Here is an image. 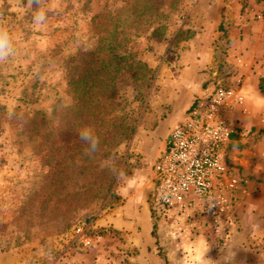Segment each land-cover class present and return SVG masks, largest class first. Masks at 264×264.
Instances as JSON below:
<instances>
[{
    "label": "rangeland",
    "instance_id": "1",
    "mask_svg": "<svg viewBox=\"0 0 264 264\" xmlns=\"http://www.w3.org/2000/svg\"><path fill=\"white\" fill-rule=\"evenodd\" d=\"M26 6L0 0L16 47L0 64V264H264V0H45L44 26ZM112 55L117 72L81 76ZM216 85L240 127L227 208L155 209L156 159Z\"/></svg>",
    "mask_w": 264,
    "mask_h": 264
},
{
    "label": "built area",
    "instance_id": "2",
    "mask_svg": "<svg viewBox=\"0 0 264 264\" xmlns=\"http://www.w3.org/2000/svg\"><path fill=\"white\" fill-rule=\"evenodd\" d=\"M230 91L207 87L173 129L153 169L155 209L215 216L225 212L235 180L229 178L225 153L239 126L231 116ZM86 247L91 241L77 228Z\"/></svg>",
    "mask_w": 264,
    "mask_h": 264
},
{
    "label": "clouds",
    "instance_id": "3",
    "mask_svg": "<svg viewBox=\"0 0 264 264\" xmlns=\"http://www.w3.org/2000/svg\"><path fill=\"white\" fill-rule=\"evenodd\" d=\"M36 5L33 12V25L34 26H44L47 22V12L45 8V0H27L28 8H32ZM16 47L14 43V37L9 29V27L0 22V64L8 62L10 59L15 57ZM79 140L86 145L83 152L84 155L92 157L100 149V139L95 134L94 130L90 126H82L77 129ZM113 175L118 181L124 178V173L122 170L116 167H111L110 169ZM207 251V249H205ZM199 264H213L211 259L204 260L203 254L199 259Z\"/></svg>",
    "mask_w": 264,
    "mask_h": 264
},
{
    "label": "trees",
    "instance_id": "4",
    "mask_svg": "<svg viewBox=\"0 0 264 264\" xmlns=\"http://www.w3.org/2000/svg\"><path fill=\"white\" fill-rule=\"evenodd\" d=\"M85 55H82V56L83 57L92 56V58L95 56L94 53H92V54L91 53H87V55L86 56ZM83 57H80V58H83ZM116 58H120V57H118V56H114L113 57V55H112L108 60L105 61V63H104L105 66L102 67V68L97 67L95 65V62H93L92 59L89 58L90 60H86V64L88 66L86 65L87 67L83 69V72H82L81 76L86 78V79H88L89 77L92 79L94 76H99V75L105 74L106 72H108L111 69H112V71L117 72L118 68L124 66L122 62L125 61L126 58H122L121 57L119 61H117ZM113 62L114 63L116 62V63L113 65ZM113 66H115L116 68H113ZM132 66H133V64H132ZM70 69H71L70 71L76 70L75 66L71 67ZM101 71H103V72H101ZM73 79H74L73 76L70 75L69 76V81L71 83H73ZM259 89H260L261 93L264 94V79H260ZM37 115H39V114H37ZM43 120H44V117H40V115H39V118L36 119V122H40L42 124V123H44ZM34 122H35V118H34Z\"/></svg>",
    "mask_w": 264,
    "mask_h": 264
},
{
    "label": "crops",
    "instance_id": "5",
    "mask_svg": "<svg viewBox=\"0 0 264 264\" xmlns=\"http://www.w3.org/2000/svg\"><path fill=\"white\" fill-rule=\"evenodd\" d=\"M132 199H130V195L128 196V200L127 202H130ZM126 206H129L128 203H126ZM123 223V221H122ZM83 256V255H82ZM70 264H93L91 263V259L90 260H84V257H80L79 259H74V261H70Z\"/></svg>",
    "mask_w": 264,
    "mask_h": 264
}]
</instances>
